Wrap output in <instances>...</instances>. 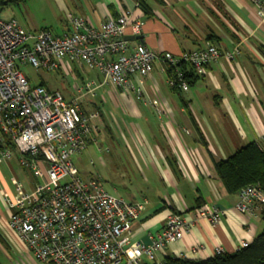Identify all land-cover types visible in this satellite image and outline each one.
Masks as SVG:
<instances>
[{"label":"crops","instance_id":"crops-1","mask_svg":"<svg viewBox=\"0 0 264 264\" xmlns=\"http://www.w3.org/2000/svg\"><path fill=\"white\" fill-rule=\"evenodd\" d=\"M74 6L80 12L68 9L63 33L70 27L68 14L98 25L110 15L130 10L144 22L138 34L128 28L131 45L143 43L155 52L173 53L208 44L222 50L239 46L234 59L221 57L203 74L188 67V90L167 84L171 71L167 67L168 72H163L160 61L142 78L140 95L103 84L84 63H75L71 70L81 82L99 84L95 90L101 92L98 138L114 126L121 134L132 176H122L123 185L114 186L115 194L128 201H147L133 221V240L149 242L172 212H180L190 223L180 240L158 250L154 259L144 256L143 264H164L169 255L205 259L214 256L216 248L233 253L243 241L252 242L264 227V212L256 217L240 213L239 192L227 191L215 163L250 142L264 149V9L253 0H80ZM133 83L137 86L138 80ZM18 158L4 159L0 165L14 171L18 165L22 170L12 181H21L28 189L36 179ZM15 194L0 180V264H48L26 256L32 252L9 226L6 197ZM205 204L224 210L218 223L197 214Z\"/></svg>","mask_w":264,"mask_h":264},{"label":"built area","instance_id":"built-area-1","mask_svg":"<svg viewBox=\"0 0 264 264\" xmlns=\"http://www.w3.org/2000/svg\"><path fill=\"white\" fill-rule=\"evenodd\" d=\"M253 1L264 9V0ZM68 17L69 29L54 34L48 28L27 29L16 18L0 15V162L14 156V147L20 166L36 179L28 189L15 181L16 194L6 197L9 226L44 263L143 264L144 256L154 259L158 250L180 240L190 223L180 212H172L149 242L134 241L132 224L147 201H128L94 181L86 182L73 159L96 141L100 113L85 110L81 101L86 94L94 95L99 84L94 80L75 84L78 95L69 98L43 82L32 84L20 65L73 76V64L84 63L101 73L103 84L140 95L142 78L152 73L155 61L163 63V72L169 67L170 87L188 90V67L203 74L211 62L221 57L232 60L240 49L208 44L180 53L155 52L143 43L130 44L128 28L138 34L144 25L130 10L98 25L82 16ZM236 208L256 217L264 209L262 187L244 186ZM197 214L216 224L224 210L205 204ZM248 244L243 241L238 249ZM222 253V248L215 249V254Z\"/></svg>","mask_w":264,"mask_h":264},{"label":"rangeland","instance_id":"rangeland-1","mask_svg":"<svg viewBox=\"0 0 264 264\" xmlns=\"http://www.w3.org/2000/svg\"><path fill=\"white\" fill-rule=\"evenodd\" d=\"M1 1L2 0H0V5L2 3ZM79 2L80 0L8 1L3 4V7L1 5L0 15L4 18L14 17L25 27L31 30L48 28L52 30L54 34H62L63 27L67 21L66 15L68 9L75 8L74 5H79ZM76 10L80 12L78 9ZM76 10L75 12H77ZM73 66H75V63ZM20 68L27 75L32 84H38L44 81L45 84L50 88H56L62 91L66 97L78 95L73 86L75 84H83L79 77L75 78L72 75H67L65 72H63V70L52 71L42 68L36 69L27 63L21 64ZM85 70H87V68H85ZM90 75L103 80V76L97 69H93ZM68 78H70V81ZM100 95L101 92L95 91V95L88 94L83 97V100L81 101L83 108L85 110L95 109L101 114L100 109L97 107V104L100 103ZM114 123H116L117 126L116 118ZM97 125L99 127V131L97 129L98 134L96 135V141L88 144L85 149L75 154L73 159L79 168L81 177L86 182L94 181L99 185L104 186L110 193L115 194L113 190L114 186L117 185L118 187H122L124 181L122 176H125L126 179L131 177L132 167L129 164L127 157L123 153L121 147L122 138L120 137L121 134L119 130H116L114 126V129H110V131H103L102 135L98 138L100 135L99 119L97 121ZM11 149L13 150V155L15 157L14 160L16 161L18 155L17 151L14 147ZM109 150H111V152ZM116 152L118 154L114 155ZM18 167L19 166L17 165L14 171L11 166L6 167L5 165H0L1 183L4 185V187L10 189L11 194L16 191V185L12 181V176H15L18 173L17 170L21 169ZM26 175L27 174L25 173L23 177L26 178ZM31 176L33 179H35L32 174ZM119 189L123 192L122 188ZM6 256H12V253ZM26 256H33V254L29 253Z\"/></svg>","mask_w":264,"mask_h":264},{"label":"trees","instance_id":"trees-1","mask_svg":"<svg viewBox=\"0 0 264 264\" xmlns=\"http://www.w3.org/2000/svg\"><path fill=\"white\" fill-rule=\"evenodd\" d=\"M3 1L22 0H2V7ZM215 169L230 193H238L252 183H258L264 190V149L256 142H250L227 159L217 161ZM164 264H264V227L252 242L233 253L215 254L205 259L169 255Z\"/></svg>","mask_w":264,"mask_h":264},{"label":"water","instance_id":"water-1","mask_svg":"<svg viewBox=\"0 0 264 264\" xmlns=\"http://www.w3.org/2000/svg\"><path fill=\"white\" fill-rule=\"evenodd\" d=\"M5 2H7V1H4L3 4H4ZM127 38H128V36H127Z\"/></svg>","mask_w":264,"mask_h":264}]
</instances>
